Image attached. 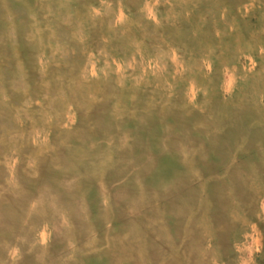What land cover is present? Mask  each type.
<instances>
[{
	"label": "rangeland",
	"instance_id": "374dc122",
	"mask_svg": "<svg viewBox=\"0 0 264 264\" xmlns=\"http://www.w3.org/2000/svg\"><path fill=\"white\" fill-rule=\"evenodd\" d=\"M263 205L264 0H0V264H262Z\"/></svg>",
	"mask_w": 264,
	"mask_h": 264
},
{
	"label": "bare ground",
	"instance_id": "6f19581e",
	"mask_svg": "<svg viewBox=\"0 0 264 264\" xmlns=\"http://www.w3.org/2000/svg\"><path fill=\"white\" fill-rule=\"evenodd\" d=\"M137 93H138V92H137ZM134 94H135V93H134ZM126 95H128V94H126ZM139 95H141V94H139ZM136 96H137V95H136ZM142 99H143V98H142ZM121 100H122V98H121ZM123 100H124V98H123ZM139 100H141V99H139ZM125 101H126V100H125ZM137 101H138V100H137ZM141 101H142V100H141ZM127 103H128V102H127ZM135 104H136V102H135ZM135 104H134V105H135ZM154 104H155V103H154ZM157 106H158V105H157ZM116 107H117V106H116ZM116 107H115V108H116ZM136 107H137V106H136ZM138 107H139V106H138ZM154 107H156V106H154ZM185 108H186V107H185ZM118 109H119V108H118ZM132 109H133V108H132ZM142 109H143V108H142ZM180 109H181V108H180ZM162 110H163V109H162ZM164 110H165V109H164ZM185 110H186V109H185ZM113 111H115L114 108H113ZM119 111H120V110H119ZM253 111H254V110H253ZM136 112H138V111H136ZM180 112H181V111H180ZM146 113H147V112H146ZM164 113H165V112H164ZM182 113H184V112L182 111ZM160 114H161V113H160ZM123 115H124V114H123ZM129 115H130V114H129ZM156 115H157V114H156ZM194 115H195V114H194ZM108 116H109V115H108ZM145 116H147V115H145ZM167 116H168V115H167ZM170 116H171V115H170ZM170 116H169V117H170ZM125 117H126V116H125ZM159 117H160V116H159ZM159 117H157V118H159ZM171 117H173V116H171ZM191 117H192V115H191ZM105 118H106V117H105ZM132 118H133V117H132ZM145 118H146V117H145ZM148 118H149V116H148ZM150 118H151V117H150ZM152 118H154V117H152ZM177 118H178V117H176V119H175V118H174V119L177 120ZM184 118H187V117L184 116ZM197 118H198V116H197ZM197 118H196V119H197ZM200 118H201V117H200ZM128 119H129V118H128ZM130 119H131V118H130ZM172 119H173V118H172ZM187 119H189V118H187ZM104 120H105V119H104ZM115 120H116V119H115ZM122 120H123V118H122ZM153 120H154V119H153ZM153 120H152V121H153ZM175 120H174V121H175ZM127 121H128V120H127ZM139 121H140V120H139ZM152 121H151V122H152ZM183 121H184V120H183ZM200 121H201V120H200ZM107 122H108V121H107ZM141 122H143V121H141ZM160 122H162V121H160ZM195 122H197V121H195ZM105 123H106V121H105ZM112 123H113V122H112ZM112 123H111V124H112ZM115 123H116V122H114V125H116ZM126 123H128V122H126ZM153 123H154V122H153ZM153 123H152V124H153ZM166 123H167V120H166V122L164 121V124H166ZM172 123H173V122H172ZM191 123H192V121H191ZM103 124H104V123H103ZM117 124H118V123H117ZM123 124H124V123H123ZM204 124H205V123H204ZM109 125H110V124H109ZM181 125H183V124H181ZM181 125H179V126L177 125V127L180 128ZM149 126H150V124H148V127H149ZM155 126H157V124H156ZM161 126H162V125H161ZM175 126H176V123H175ZM109 127H110V126H109ZM115 127H116V126H115ZM115 127H114V130H116ZM118 127H119V126H118ZM168 127H170V124H169ZM119 128H121V127H119ZM174 128H175V127H174ZM198 128H199V127H198ZM156 129H157V128H156ZM183 129H184V128H183ZM199 129H200V128H199ZM97 130H98V129H97ZM103 130H104V129H103ZM108 130H109V129H108ZM110 130H111V129H110ZM127 130H128V129H127ZM127 130H126V131H127ZM172 130H173V127H172ZM176 130H177V128H176ZM180 130H182V129H180ZM196 130H197V128H196ZM137 131H138V130H137ZM144 131H145V130H144ZM169 131H170V129H169ZM105 132H106V131H105ZM111 132H112V130H111ZM115 132H116V131H114L113 133H115ZM117 132H118V131H117ZM120 132H121V131H120ZM131 132H132V130H131ZM163 132H164V131H163ZM165 132H166V131H165ZM92 133H93V132H92ZM97 133H98V132H97ZM100 133H101V132H100ZM173 133H174V132H173ZM173 133H172V134H173ZM102 134H103V132H102ZM111 134H112V133H111ZM117 134H118V133H117ZM119 134L121 135V133H119ZM92 135H93V134H92ZM162 135H163V134H162ZM97 136H98V135H97ZM109 136H110V135H109ZM140 136H141V135H140ZM164 136H165V135H164ZM168 136H169V135H168ZM205 136H206V135H205ZM119 137H121V136H119ZM141 137H142V136H141ZM155 137H156V136H155ZM166 137H167V136H166ZM113 138H114V137H113ZM159 138H160V136H159ZM211 138H212V137H211ZM214 138H215V137H214ZM191 139L193 140L194 138H191ZM215 139H216V138H215ZM155 140H156V139H155ZM180 140H182V139L180 138ZM211 140H212V139H211ZM108 141H109V140H108ZM171 141H172V140H171ZM175 141H176V140H175ZM213 141H214V140H213ZM172 142H173V141H172ZM110 143H111V142H110ZM162 143H163V142H162ZM162 143H161V144H162ZM167 143H168V142H167ZM209 143H210V142H209ZM215 143H219V141L217 142V140H216ZM173 144H174V143H173ZM145 145H146V144H145ZM163 145H164V144H163ZM169 145H170V146H173V145L170 144V143H169ZM181 145H182V142H181ZM159 146H160V145H159ZM165 146H166V145H165ZM175 146H177V144H175ZM193 146H194V145H193ZM240 146H242V145H240ZM130 147H131V146H130ZM138 147H139V146H138ZM155 147H156V146H155ZM177 147H178V146H177ZM150 148H151V147H150ZM160 148H161V147H160ZM215 148H216V147H215ZM238 148H240V147H238ZM230 149H231V148H230ZM234 149H235V148H234ZM242 149H243V148H242ZM111 150H112V149H111ZM196 150H198V149H196ZM239 150H241V149H239ZM117 151H118V150H117ZM140 151H141V150H140ZM162 151L165 152L163 149H162ZM162 151H160V152H162ZM171 151H172V150H171ZM182 151H183V150H182ZM235 151H236V150H235ZM106 152H107V151H106ZM108 152H109V150H108ZM151 152H152V151H151ZM174 152H175V151H174ZM231 152H232V151H231ZM143 153H145V152H143ZM195 153H196V152H195ZM214 153H215V152H214ZM110 154H111V153H110ZM110 154H109V155H110ZM146 154H147V153H146ZM168 154H169V153H168ZM173 154H174V153H172V156H174ZM178 154H179V153H178ZM184 154H185V153H184ZM232 154H233V153H232ZM236 154H237V153H236ZM131 155H132V154H131ZM105 156H106V155H105ZM111 156H112V155H111ZM132 156H134V155H132ZM138 156H139V155H138ZM158 156H159V155H158ZM194 156H195V155H194ZM196 156L198 157V155H196ZM196 156H195V157H196ZM230 156H231V155H230ZM115 157H116V156H115ZM128 157H130V156H128ZM153 157H154V155H153ZM170 157H171V156H170ZM40 158H41V157H40ZM103 158H104V157H103ZM112 158H113V157H112ZM112 158H111V159H112ZM164 158H165V157H164ZM166 158H167V157H166ZM238 158H239V157H238ZM252 158H253V157H252ZM130 159H131V158H130ZM130 159H129V160H130ZM133 159H135V158H133ZM137 159H138V158H137ZM180 159H181V158H180ZM205 159H206V158H205ZM207 159H208V158H207ZM254 159H256V158H254ZM104 160H107V159H104ZM114 160H116V159H114ZM142 160H143V159H142ZM227 160H228V159H227ZM230 160H231V159H230ZM247 160H248V159H247ZM121 161H122V160H121ZM121 161H119V162H121ZM123 161H124V160H123ZM135 161H136V160H135ZM149 161H151V160H149ZM182 161H183V160H182ZM218 161H219V160H218ZM225 161H226V160H225ZM255 161H256V160H255ZM105 162H106V161H105ZM107 162H109V161H107ZM132 162H133V161H132ZM139 162H140V161H139ZM168 162H169V161H168ZM172 162H173V161H172ZM250 162H251V161H250ZM98 163H100V162L97 161V164H98ZM123 163H124V162H123ZM123 163H122V165H124ZM125 163H126V162H125ZM135 163H136V162H135ZM146 163H147V162H146ZM226 163H227V162H226ZM251 163H252V162H251ZM104 164H105V163H104ZM106 164H107V163H106ZM171 164H172V163H171ZM189 164H190V163H188V165H189ZM99 165H100V164H99ZM127 165H128V164H127ZM134 165H135V164H134ZM137 165H138V164H137ZM158 165H159V164H158ZM166 165H167V164H166ZM178 165H179V164H178ZM207 165H208V164H207ZM227 165H228V164H227ZM227 165H226V166H227ZM232 165H233V164H232ZM252 165H253V164H252ZM101 166H102V164H101ZM103 166H104V165H103ZM103 166H102V168H103ZM118 166H121V165H118ZM140 166H141V165H140ZM173 166H174V165H173ZM184 166H185V165H184ZM208 166H209V165H208ZM224 166H225V165H224ZM237 166H238V165H237ZM112 167H113V166H112ZM124 167H125V166H124ZM162 167H163V166H162ZM220 167H221V166H220ZM247 167H248V166H247ZM207 168H208V167H207ZM223 168H224V167H223ZM240 168H241V167H240ZM245 168H246V167H245ZM261 168H262V167H261ZM100 169H101V168H100ZM104 169H105V168H104ZM119 169H121V167H120ZM187 169H188V168H187ZM202 169H203V168H202ZM221 169H222V168H221ZM221 169H220V170H221ZM224 169H225V168H224ZM229 169H230V168H229ZM229 169H228V170H229ZM238 169H239V166H238ZM250 169H251V167H250ZM95 170H96V169H95ZM101 170H102V169H101ZM125 170H126V169H125ZM127 170H128V169H127ZM177 170H178V169H177ZM195 170H196V169H195ZM103 171H104V170H103ZM106 171H107V170H106ZM135 171H136V170H135ZM202 171H204V170H202ZM246 171H247V170H246ZM99 172H100V171H99ZM104 172H105V171H104ZM104 172H103V173H104ZM221 172H222V171H221ZM128 173H129V172H128ZM132 173H133V172H132ZM181 173H182V172H181ZM181 173H180V174H181ZM193 173H194V171H193ZM196 173H198V172H196ZM196 173H195V174H196ZM203 173H205V172H203ZM207 173H208V172H207ZM207 173H206V174H207ZM225 173H226V172H225ZM237 173H238V171H237ZM262 173H263V172H262ZM104 174H105V173H104ZM123 174H124V172H123ZM125 174H126V173H125ZM206 174H205V175H206ZM213 174H214V173H213ZM257 174H258V173H257ZM257 174H256V175H257ZM260 174H261V173H259V175H260ZM100 175H101V174H100ZM102 175H103V174H102ZM126 175H127V174H126ZM138 175H139V174H138ZM209 175H210V174H209ZM239 175H240V174H239ZM117 176H118V175H117ZM121 176H122V175H121ZM191 176H192V175H191ZM225 176H226V175H225ZM231 176H232V175H231ZM54 177H55V176H54ZM91 177H92V175H91ZM107 177H108V176H107ZM141 177H142V176H141ZM178 177H179V176H178ZM194 177H195V176H194ZM198 177H199V176H197V178H198ZM206 177L208 178L209 176H206ZM237 177H238V176H237ZM96 178H97V177H95V179H96ZM100 178H101V177H100ZM109 178H110V177H109ZM112 178H113V177H112ZM114 178H115V177H114ZM118 178H119V177H118ZM188 178H189V177H188ZM207 178H206V179H207ZM102 179H103V177H102ZM136 179H137V178H136ZM178 179H179V178H178ZM182 179H183V177H182ZM189 179H191V178H189ZM100 180H101V179H100ZM100 180H99V181H100ZM128 180H129V179H128ZM134 180H135V179H134ZM192 180H193V179H192ZM204 180H205V179H204ZM237 180H238V179H237ZM116 181H117V180H116ZM116 181H115V182H116ZM130 181H131V180H130ZM137 181H138V179H137ZM184 181H185V180H184ZM186 181H187V180H186ZM186 181H185V182H186ZM197 181H198V180H197ZM248 181H251V180H248ZM103 182H104V181H103ZM132 182H133V181H132ZM135 182H136V181H135ZM227 182H228V181H227ZM245 182H246V181H245ZM84 183H85V182H84ZM98 183H99V182H98ZM98 183H96V184H98ZM99 184H100V183H99ZM171 184H172V183H171ZM174 184H175V183H174ZM177 184H178V183H177ZM192 184H193V183H192ZM227 184H228V183H227ZM235 184H236V183H235ZM254 184H255V183H254ZM123 185H124V184H123ZM134 185H135V184H134ZM193 185H194V184H193ZM207 185H208V184H207ZM222 185H223V184H222ZM222 185H221V186H222ZM244 185H245V184H244ZM251 185H252V184H251ZM49 186H50V185H49ZM67 186H68V185H67ZM100 186H102V185H100ZM140 186H141V185H140ZM184 186H185V185H184ZM205 186H206V183H205ZM217 186H218V185H217ZM236 186H237V184H236ZM238 186H239V185H238ZM51 187H53V186H51ZM105 187H106V186H105ZM123 187H124V186H123ZM167 187H168V186H167ZM171 187H172V186H171ZM186 187H187V186H186ZM195 187H196V186H195ZM201 187H202V186H201ZM240 187H241V186H240ZM257 187H258V186H257ZM130 188H131V187H130ZM138 188H139V187H138ZM138 188H137V189H138ZM151 188H152V187H151ZM174 188H175V187H174ZM174 188H172V190H173ZM217 188H218V187H217ZM223 188H224V187H223ZM231 188H233V187H231ZM127 189H128V188H127ZM167 189H169V188H167ZM235 189H236V188H235ZM260 189H261V188H260ZM260 189H258V190H260ZM165 190H166V189H165ZM169 190H171V189H169ZM175 190H176V189H175ZM175 190H174V191H175ZM200 190H201V189H200ZM215 190H216V189H215ZM82 191H83V190H82ZM139 191H140V190H139ZM145 191H146V190H145ZM180 191H181V190H180ZM180 191H176V192H180ZM210 191H211V190H210ZM58 192H59V191H58ZM125 192H126V191H125ZM152 192H154V191H152ZM164 192H165V191H164ZM167 192H168V191H167ZM169 192H170V191H169ZM216 192H217V191H216ZM234 192H235V191H234ZM237 192H238V189H237ZM239 192H240V191H239ZM261 192H262V191H261ZM75 193H76V192H75ZM128 193H129V192H128ZM180 193H181V192H180ZM210 193H212V192H210ZM72 194H73V193H71L70 195H72ZM101 194H102V193H101ZM156 194H157V191H156ZM156 194H155V192H154V196H156ZM166 194H167V193H166ZM174 194H175V193H173V195H174ZM215 194H216V193H214V195H215ZM130 195H131V194H130ZM157 195H158V194H157ZM163 195H164V194H163ZM163 195H162V196H163ZM182 195H183V193L181 194V196H182ZM210 195H211V194H210ZM217 195H218V194H217ZM259 195H260V194H259ZM41 196H42V194H41ZM124 196H125V195H124ZM165 196H166V195H165ZM169 196H170V195H169ZM177 196L179 197L180 195H177ZM181 196H180V197H181ZM65 197H66V196H65ZM120 197H121V196H120ZM83 198H84V197H83ZM145 198H146V197H145ZM166 198H167V197H166ZM172 198H173V197H172ZM189 198H190V197H189ZM200 198H201V197H200ZM75 199H76V198H75ZM100 199H103V198H100ZM104 199H105V198H104ZM146 199H147V198H146ZM148 199H149V198H148ZM160 199H161V198H160ZM177 199H178V198H177ZM190 199H191V198H190ZM259 199H260V198H259ZM42 200H43V199H42ZM62 200H63V199H62ZM107 200H108V199H107ZM144 200H145V199H144ZM158 200H159V198H158ZM161 200H162V199H161ZM165 200H166V199H165ZM37 201H38V200H37ZM63 201H64V200H63ZM118 201H119V200H118ZM118 201H117V202H118ZM145 201H146V200H145ZM163 201H164V200H163ZM258 201H259V200H258ZM18 202H19V201H18ZM22 202H23V201H22ZM44 202H45V201H44ZM70 202H71V201H70ZM164 202H165V201H164ZM193 202H194V201H193ZM131 203H132V201H131ZM148 203H150V200H149ZM170 203H171V201H170ZM190 203H191V201H190ZM77 204H78V203H77ZM165 204H167V203H165ZM168 204H169V203H168ZM171 204H172V203H171ZM118 205H119V203H118ZM152 205H153V203H152ZM192 205H193V204H192ZM171 206H172V205H171ZM193 206H194V205H193ZM263 206H264V205H263ZM166 207H167V206H166ZM41 208L43 209V207H41ZM148 208H149V207H148ZM167 208H168V207H167ZM184 208H185V207H184ZM38 209H39V208H38ZM146 209H147V207H146ZM185 209H186V208H185ZM147 210H148V209H147ZM150 210H151V209H150ZM169 210L171 211L172 209H169ZM169 210H168V213H169ZM174 210H175V208L173 209V211H174ZM205 210H206V209H205ZM245 210H246V209H245ZM123 211H124V210H123ZM144 211H145V210H144ZM173 211H172L171 213H173ZM257 211H258V210H257ZM34 212H35V211H34ZM34 212H33V213H34ZM133 212H134V211H133ZM133 212H132V214H133ZM146 212H147V211H146ZM146 212H144V213H146ZM148 212H149V211H148ZM210 212H211V211H210ZM33 213H32V214H33ZM42 213H43V212H42ZM137 213H138V212H137ZM171 213H169L168 215H170ZM13 214H14V212H13ZM50 214H52V213H50ZM60 214H61V213H60ZM138 214H139V213H138ZM153 214H154V213H153ZM155 214H156V213H155ZM164 214H166V212H165ZM164 214H163V215H164ZM235 214H236V213H235ZM250 214H251V213H250ZM30 215H31V214H30ZM40 215H41V214H40ZM45 215H46V214H45ZM48 215H49V214H48ZM122 215H123V216L125 215L124 212H123ZM150 215H151V212H150ZM156 215L158 216V214H156ZM166 215H167V214H166ZM172 215H173V214H172ZM37 216H38V215H37ZM141 216H142V215H141ZM173 216H174V218H175V212H174V215H173ZM20 217H21V216H20ZM35 217H36V216H35ZM39 217H40V216H39ZM41 217H43V216H41ZM46 217H48V216H46ZM151 217H153V216L151 215ZM171 217H172V216H171ZM261 217H262V216H261ZM36 218H37V217H36ZM43 218H44V217H43ZM49 218H50V216H49ZM49 218H48V219H49ZM102 218H103V217H102ZM144 218H145V216H144ZM174 218H172V219H174ZM176 218H177V217H176ZM135 219H136V216H135ZM158 219H159V218H158ZM117 220H118V219H117ZM129 220H130V219H129ZM136 220H137V219H136ZM155 220H156V218H155ZM176 220H178V219H176ZM30 221H31V218H30ZM37 221H38V220H37ZM127 221H128V220H127ZM130 221H132V220H130ZM33 222H34V220H33ZM35 222H36V221H35ZM124 222H125V221H124ZM144 222H145V220H144ZM158 222H159V221H158ZM27 223H28V221H27ZM27 223H26V224H27ZM45 223H46V222H45ZM202 223H205V222L203 221ZM21 224H22V223H21ZM23 224H24V223H23ZM26 224H25V225H26ZM28 224H29V223H28ZM33 224H34V223H33ZM38 224H39V223H38ZM137 224H138V223H137ZM260 224H261L260 228L257 227V229H256V232H257V239H256L255 243L257 244L258 247L261 248V250H262V254H263V252H264V223L260 222ZM13 225H14V224H13ZM50 225H51V224H50ZM118 225H119V224H118ZM138 225H140V224H138ZM202 225H203V224H200V225H199V228H201ZM232 225H233V224H230L229 230L232 229ZM256 225H257V224H256ZM23 226H24V225H23ZM32 226H33V225H32ZM37 226H38V225H37ZM126 226H127V225H126ZM140 226H141V225H140ZM140 226H139V227H140ZM142 226H144V225H142ZM203 226H204V225H203ZM228 226H229V225H228ZM24 227H25V226H24ZM132 227H134V226H132ZM145 227H146V226H145ZM142 228H143V227H142ZM204 228H205V226H204ZM237 228H238V227H237ZM15 229H16V228H15ZM68 229H69V228H68ZM134 229H135V228H134ZM139 229H140V228H139ZM227 229H228V228H227ZM78 230H79V229H78ZM200 230H202V231L205 230V231H204V233H205L204 235H207V236H208L209 232H208V229H207V228H206V229H202V228H201ZM134 231H135V230H134ZM139 231H140V230H139ZM143 231H144V230H143ZM143 231H142V232H143ZM25 232H26V231H25ZM35 232H36V231H35ZM142 232H141V233H142ZM160 232H161V231H160ZM17 233H18V232H17ZM124 233H125V232H124ZM30 234H31V233H30ZM80 234H81V233H80ZM139 234H140V233H139ZM45 235H46V234H45ZM133 235H134V234H133ZM141 235H142V234H141ZM144 235H145V234H144ZM147 235H148V234H147ZM147 235H146V237H147ZM142 236H143V235H142ZM36 237H37V236H36ZM146 237H145V238H146ZM32 238H33V237H32ZM132 238H133V237H132ZM145 238H144V239H145ZM198 238L200 239L201 237H198ZM43 239H45V238H43ZM34 240H35V239H34ZM138 240H139V239H138ZM17 243H18V242H17ZM119 243H120V242H119ZM43 244H44V243H43ZM111 244H112V243H111ZM113 244H114V243H113ZM116 244H117V243H116ZM116 244H115V245H116ZM38 245H39V244H38ZM34 246H35V245H34ZM43 246H44V245H43ZM45 246H46V245H45ZM123 246H124V245H123ZM222 246H223V245H222ZM144 247H145V246H144ZM144 247H143V248H144ZM32 248H33V247H32ZM123 248H124V250H125V246H124ZM256 249H257V248H256ZM46 250H47V249H46ZM143 250H144V249H143ZM71 251H72V250H71ZM75 251H76V250H75ZM109 251H110V250H109ZM117 251H118V250H117ZM140 251H141V250H140ZM38 252H39V251H38ZM129 252H131V251H127V253H129ZM76 253H77V252H76ZM109 254H111V253H109ZM109 254H108V255H109ZM112 254H113V253H112ZM125 254H126V253H125ZM131 254H133V253H131ZM105 255H106V254H105ZM113 255H114V254H113ZM135 255H136V254H135ZM75 256H76V255H75ZM114 256H117V255H114ZM119 256H120V254H119ZM261 256H262V255H261ZM117 257H118V256H117ZM136 257H137V256H136ZM263 257H264V256H263ZM133 258H134V256H133ZM137 258H138V257H137ZM111 259H112V258H111ZM135 259H136V258H135ZM143 259H144V257H143ZM255 259H256V258H255ZM109 260H110V258H109ZM132 261H133V260H132ZM140 261H141V260H140ZM261 261H262V260H261ZM63 262H64V261H63ZM126 262H127V261H126ZM199 263H201V262H199ZM259 263H262V262H259ZM262 264H264V262H263Z\"/></svg>",
	"mask_w": 264,
	"mask_h": 264
}]
</instances>
